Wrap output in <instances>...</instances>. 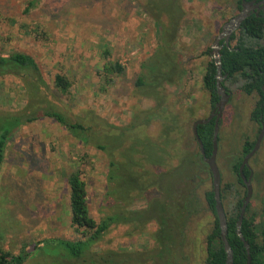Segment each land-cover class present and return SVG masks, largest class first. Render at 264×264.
Returning <instances> with one entry per match:
<instances>
[{
	"label": "rangeland",
	"instance_id": "obj_1",
	"mask_svg": "<svg viewBox=\"0 0 264 264\" xmlns=\"http://www.w3.org/2000/svg\"><path fill=\"white\" fill-rule=\"evenodd\" d=\"M29 1L0 0V51H21L36 59L49 87L55 91L53 95L52 91L47 95L41 93L42 97L46 96L71 119L87 123L95 119L101 127L107 123L124 126L131 121L136 109L156 106V99L136 85L141 64L159 45L157 24L144 12L146 8L143 5V9L141 0H38L35 7L26 12ZM181 4L185 15L180 22L174 56L181 76L178 75L176 84H166L163 88L160 95L166 96V103L160 111L167 104L176 106L183 132H179V154L173 160L174 167H178L163 173L164 181L173 182L174 195L189 190L196 196L194 205L198 204L199 209L183 228L185 232L180 238L183 244L175 253L174 264H205V240L215 219L206 205L205 192L213 188V181L206 165L196 168V164H191L195 161L192 154L199 152L192 125L210 111L211 96L203 82L211 60L209 50L223 24L240 9L236 0H181ZM109 60L119 61L126 69L107 82L103 66ZM57 74L72 81L67 93L56 92ZM224 80L232 92V100L220 124L216 160L222 175L226 213L236 216L238 201L244 198L246 187L239 181L234 165L244 158L245 141H255L261 127L251 119L257 96L246 94L227 78ZM27 88L20 77L0 78L1 116L25 109L29 101L39 96L40 93L33 92V95ZM166 124L162 140L158 142L154 136L153 145L146 144L141 134L137 137L134 133L135 137L128 138L126 143L123 140L126 147L122 150L138 158L137 163L144 172L155 170L151 160L158 164L163 158L164 163L170 158V153L162 155L170 150L171 143L170 137L168 142L164 139V132L171 128L169 125L174 126V121ZM148 128L158 135L155 124ZM107 130L109 136H104L103 131V143L108 142V138L113 139L111 126ZM111 148L113 152L116 150L114 145ZM116 151L118 158L120 154ZM171 153H175V148ZM249 165L253 172V194L248 214L254 215L255 223L261 226L264 225V139ZM160 166L157 170L163 169ZM76 168L83 171L90 211L99 220L110 211L104 206L105 202H111L106 200L109 158L105 151L83 144L48 117L28 123L12 135L0 171V247L3 250L18 255L27 245L38 241L77 237L71 226L67 183L68 173ZM190 173L187 180L185 177ZM134 184V179L127 177L118 187L132 190ZM130 193L136 194L134 190ZM155 194L150 188L131 201L123 200L124 206L119 209L147 210ZM157 206L162 204L157 203ZM176 225L170 234L163 236L165 246L171 238L172 252V247L177 248L179 226ZM158 230L155 219L142 224H120L107 232L97 249L141 252L148 258L144 264H156L159 261L156 256ZM40 250L44 247L31 252L23 264H47V257ZM164 252L172 262V253L166 247ZM50 253L49 262L63 264L54 249Z\"/></svg>",
	"mask_w": 264,
	"mask_h": 264
},
{
	"label": "trees",
	"instance_id": "obj_2",
	"mask_svg": "<svg viewBox=\"0 0 264 264\" xmlns=\"http://www.w3.org/2000/svg\"><path fill=\"white\" fill-rule=\"evenodd\" d=\"M37 1L30 0L25 9L26 12L35 7ZM241 1L236 0L238 9L241 8ZM141 5L143 9V5H145L146 9H144V12L151 16L157 24L159 45L141 64L142 70L136 81V85L145 94L152 95L156 99V106L139 111L136 109L131 121L124 126H115L107 123L101 127V124L93 119L94 117L89 123L71 119L66 113L52 105L45 98L46 96L42 97L41 93L47 95L49 91H52L53 95L55 91L49 87L38 62L32 55L21 51L7 53L0 51V78L9 75L20 77L28 87V92L32 94L33 92L40 93L39 96L34 97L32 102H28L25 109L8 112V114L3 116L0 114V171L5 159L6 148L12 135L26 124L48 117L62 125L83 144L95 146L106 152L109 158L106 200L111 201H106L104 204L110 211L105 212L97 220L90 211L87 182L83 177V171L79 168L70 171L67 175V183L69 187L71 226L77 237L74 239H45L38 241L27 245L25 250L18 255H14L10 251H5L0 247V264H23L29 258L31 252L35 253L40 247H44V250L40 251L47 257V264H53L48 260L51 249L56 251L55 254L58 255L56 257L63 264H144L148 258L141 252L129 249H97V247L111 228L120 224L133 222L142 224L151 219H155L159 225L156 236L158 243L156 256L159 261H156V264H174L175 253L180 248L179 246L183 244L182 239H180L182 238V233L185 232L183 228H185L190 217L199 210L198 204L194 205L196 196L185 189L182 194L178 195L176 193L174 195L173 182L168 183L164 181L163 173L178 167H174L173 160L179 154L177 153V150L180 148L181 138L179 132H183L181 114L174 109L176 106L167 104L168 106L163 111H160V108L165 106L166 103V96L160 94L166 84H176L178 75L181 76V69L174 56L176 54L175 48L180 30V22L185 15V10L182 7L181 0H141ZM221 53L223 75L228 73L227 79L231 83L239 85V89L246 94L257 93L264 99V13L261 12L259 16L255 14L248 16L240 28L232 35L230 45L228 46L223 43ZM106 54L108 55L109 53L106 52ZM125 69L126 67L119 61L109 60L103 66L107 82L112 81L114 76L123 74ZM216 71V64L211 61L208 63L203 77L204 86L210 93L212 102L217 101L219 98L216 86ZM71 86L72 81L67 76L62 74L55 76L54 88L57 93H67L70 91ZM260 114L264 115V107L261 108L257 105L251 112V119L259 121ZM172 121H174V126L169 125L171 128L168 129V132H164V139L167 142L169 141V137L171 139L170 150L168 149L165 154H162L165 157L170 153L168 155L170 161L168 160L164 163L163 158L160 163L155 164L151 160L156 167L154 168L155 170L152 169L144 172L145 170H142L137 163L139 159L130 157L128 150H122L126 140L134 138V133L137 137L141 134L143 136L141 138L147 141L146 144L151 143L153 145L155 142L154 136L157 137L158 142L161 141L163 128L168 125L166 124L167 122L171 123ZM152 124L157 126L158 135H155L156 131L148 128ZM109 126L112 128L113 139L108 138V142L103 143V131L104 136H109L107 130ZM203 127L206 126H199L198 132L203 141L206 154L209 156L213 149L214 126L210 124L209 132L206 136L202 132ZM114 129L119 132H114ZM174 133L176 137H174ZM124 137L127 139H123ZM123 140H125V143ZM255 141H245L243 146L244 156L253 149ZM111 145H114L117 151L114 150L113 152ZM174 148L175 153L173 154L171 152ZM115 151L117 154H120V157H116ZM192 156L195 161H192L193 163L191 164H196V168L200 167L201 164L206 165L210 178L213 181L211 170L203 159L200 147L199 152L193 153ZM242 160L243 158H240L236 165H234L241 183L243 181L239 173V166ZM160 165H162L163 169L157 170L160 169ZM244 172L246 171L244 170ZM191 173L185 177L187 180L191 176ZM127 177L133 178L136 182L137 185L134 184L135 189H132L136 194H131L132 190L118 187L119 184H123V181ZM142 179L144 182H140ZM150 188L154 189L156 194L149 201L150 205L147 210L128 211L127 209H119V207L124 206L125 200L130 199L131 201V199L140 196ZM222 192L221 183V196L223 200ZM205 199L207 207L215 216L212 228L205 240V264H226L227 253L221 237L213 188L206 190ZM123 200L125 201L124 203ZM242 201V199L238 201L236 216L227 215L228 239L234 252V264L247 263L246 247L237 234V221ZM157 203L162 204V206L158 207ZM249 208L250 205L247 207V213L243 220L242 232L251 245L252 264H264V225L259 226L255 223L254 215L248 214ZM175 223L177 224L176 227L179 226V229H177L179 232L177 235L178 241H175L177 248L175 250L172 247L174 250L172 252L169 247V243L171 245V238L169 241H166L167 245L165 246L163 236L165 233H171L173 230L171 228ZM164 246L169 253H172L173 257L170 258L172 262L167 260L169 257L164 252ZM47 247L49 250H46Z\"/></svg>",
	"mask_w": 264,
	"mask_h": 264
},
{
	"label": "water",
	"instance_id": "obj_3",
	"mask_svg": "<svg viewBox=\"0 0 264 264\" xmlns=\"http://www.w3.org/2000/svg\"><path fill=\"white\" fill-rule=\"evenodd\" d=\"M244 2L245 3L242 6V10L223 24L220 33L216 36V39L214 40V43L211 46V49H213V59L217 66V82H216L217 92L221 96V98L216 104V109H218V115L216 118V122L214 125V131H213V149L209 156L206 154L203 141L199 135L198 125L210 121L213 115L209 116L206 119H198L193 124V133L199 143V147L201 149L203 159L209 165V168L212 173L213 191H214V196L216 200V211H217V215L219 218V224L221 228V237L224 243L225 251L227 253L226 264H234V252H233L232 246L228 239V217H227L226 210H225L224 203H223L222 196H221L222 175H221V171H220V168L216 160L217 159L218 136H219V129H220V118L222 117L224 107L228 103L229 97H230L229 92H227V89L223 85V82H222L224 76L222 72L221 48L223 47V45L221 44V41H224L229 46L231 37L234 34V32L240 28L243 21L250 15V10L249 8H247V3L252 4L254 3V1L246 2L244 0ZM262 3L263 5L261 7H259V3L256 4L255 7H258L259 10L262 9L264 11V0L262 1ZM263 138H264V125L255 142L253 149L245 155V157L243 158L239 166V173H240L243 183L246 185L247 193L242 201L241 211H240V215L237 221V234L241 238V240L244 242V245L247 250V263L246 264H252V255H251V245L249 241L244 237L243 232H242V224H243V220L246 214L247 207L250 203V200L253 194V186H252L251 178L246 176L244 169L247 167L250 158L258 151Z\"/></svg>",
	"mask_w": 264,
	"mask_h": 264
},
{
	"label": "flooded vegetation",
	"instance_id": "obj_4",
	"mask_svg": "<svg viewBox=\"0 0 264 264\" xmlns=\"http://www.w3.org/2000/svg\"><path fill=\"white\" fill-rule=\"evenodd\" d=\"M246 2H252V1H254V3H252V4H250V3H247V8H249V10H250V15H252V14H255V15H257V16H259L260 15V13L261 12H263L264 13V11L262 10V9H258V7H255V5L256 4H258L259 3V7H261L262 5H263V3H262V1L263 0H245ZM245 2H244V0H242L241 1V8H240V10H239V12L242 10V6H243V4H244ZM249 15V16H250ZM225 43L224 41H221V44L223 45V43ZM226 44V43H225ZM227 45V44H226ZM223 48V47H222ZM222 48H221V50H222ZM210 53H211V60H210V62L211 61H213L214 63H215V61H214V59H213V49H211L210 50ZM217 67V66H216ZM222 72H223V70H222ZM224 77H223V85L226 87V89H227V92H229V94H230V97H229V101H228V103L225 105V107H224V110H223V113H222V117L220 118V124H222V122H223V120H224V114H225V110H226V107H227V105L230 103V101L232 100V92H231V90L224 84V79H226L227 77H228V73H225L224 75H223ZM216 79H217V71H216ZM217 82V81H216ZM263 88H264V84H263ZM218 93V92H217ZM219 95V94H218ZM251 95H256L257 96V100H256V104H255V107H257V105H259L261 108H263L264 107V99H263V97L260 95V94H251ZM220 98H221V96L219 95V98H218V100L217 101H215V102H212V100L210 101V111H209V114L205 117V118H199V119H206V118H208L209 116H211V115H213L212 116V118H211V120L210 121H208V122H206V123H203V124H199L198 125V128H199V126H202V125H205L206 127H203L202 128V132H203V134L206 136L207 134H208V132H209V128H210V124H213V126L215 125V122H216V118H217V115H218V109H216V104H217V102L220 100ZM198 119H196L195 121H197ZM195 121L193 122V124L195 123ZM255 122H257V124H259V126L261 127V130H262V127H263V125H264V115L263 114H260L259 115V121H255ZM261 130H260V132H261ZM260 132H259V134H260ZM192 133H193V125H192ZM259 134H258V136H259ZM193 135H194V133H193ZM200 135V134H199ZM258 136H257V138H258ZM194 138H195V140L197 141V138L195 137V135H194ZM264 139V138H263ZM257 140V139H256ZM263 141V140H262ZM256 142V141H255ZM197 143H198V141H197ZM262 143V142H261ZM198 145H199V143H198ZM256 154V153H255ZM254 154V155H255ZM253 155V156H254ZM252 156V157H253ZM245 157V156H244ZM251 157V158H252ZM250 158V159H251ZM250 160H249V162H248V165H247V167L244 169L246 172H245V174H246V176L247 177H250L251 178V182H253V172H252V168L250 167ZM242 184L244 185V187H246V185L242 182ZM246 193H247V188H246ZM245 196H246V194H245ZM244 196V197H245ZM244 199V198H243ZM242 199V200H243ZM250 204V203H249ZM241 208V207H240Z\"/></svg>",
	"mask_w": 264,
	"mask_h": 264
}]
</instances>
